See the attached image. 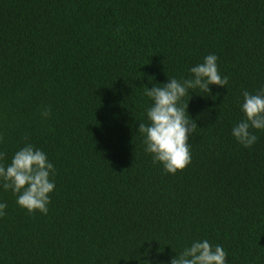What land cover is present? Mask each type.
<instances>
[{
  "label": "trees",
  "instance_id": "1",
  "mask_svg": "<svg viewBox=\"0 0 264 264\" xmlns=\"http://www.w3.org/2000/svg\"><path fill=\"white\" fill-rule=\"evenodd\" d=\"M210 54L228 84L184 98L197 128L173 175L138 133L145 90ZM259 89L264 0H0L2 162L30 143L55 168L46 215L0 188V264H171L204 239L264 264V130L232 135Z\"/></svg>",
  "mask_w": 264,
  "mask_h": 264
},
{
  "label": "clouds",
  "instance_id": "2",
  "mask_svg": "<svg viewBox=\"0 0 264 264\" xmlns=\"http://www.w3.org/2000/svg\"><path fill=\"white\" fill-rule=\"evenodd\" d=\"M217 61L216 55H207L202 63L190 68V78L168 77L167 83L156 84L151 89L146 87L145 94L152 105L147 109L148 123H139L138 133L144 137L145 151L152 155L153 163L162 164L167 173L175 175L191 164L189 141L197 123L189 119V102L184 103V98L190 90L211 94V85L225 87L228 84V77L222 76ZM242 96L241 109L245 118L233 127L232 135L243 147L250 148L258 139L252 130H264V89L255 94L244 90ZM40 115L48 119L51 110L44 108ZM2 139L0 137V141ZM5 157L6 153L0 152V188L16 194L17 204L29 213L39 211L46 215L50 194L55 189L52 179L55 168L46 153L27 143L13 155L10 164L2 162ZM6 208L5 203H0V217L6 215ZM226 258L227 253L221 245L213 246L204 239L192 242L177 253L171 264H227ZM134 259L141 260V264H151L140 256Z\"/></svg>",
  "mask_w": 264,
  "mask_h": 264
}]
</instances>
